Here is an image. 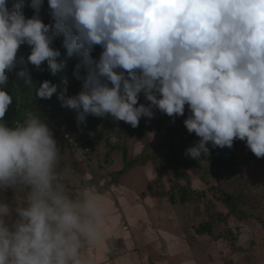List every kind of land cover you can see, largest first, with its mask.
Segmentation results:
<instances>
[{
	"label": "clouds",
	"instance_id": "obj_1",
	"mask_svg": "<svg viewBox=\"0 0 264 264\" xmlns=\"http://www.w3.org/2000/svg\"><path fill=\"white\" fill-rule=\"evenodd\" d=\"M42 5L29 0L34 15L26 17L25 0H0V264H96L85 249L101 247L116 224L94 191L72 193L61 180L47 122L32 112L14 125L4 119L18 63L30 86L28 63L39 70L46 62L52 75L60 69L57 33L80 58L81 90L58 93L45 79L36 95L57 94L78 123L107 115L137 127L154 108L175 118L187 105L184 125L199 140L186 154L198 160L209 144L232 148L239 139L264 158V0H48L55 32L39 16ZM23 44L27 62L17 56Z\"/></svg>",
	"mask_w": 264,
	"mask_h": 264
},
{
	"label": "crops",
	"instance_id": "obj_2",
	"mask_svg": "<svg viewBox=\"0 0 264 264\" xmlns=\"http://www.w3.org/2000/svg\"><path fill=\"white\" fill-rule=\"evenodd\" d=\"M72 150L75 191H94L116 218L101 247L85 249L96 264H264V204L253 201H264V181L243 179L226 190L222 180L192 171L176 177L146 156L139 138L99 155ZM221 188L237 198L235 211Z\"/></svg>",
	"mask_w": 264,
	"mask_h": 264
},
{
	"label": "trees",
	"instance_id": "obj_3",
	"mask_svg": "<svg viewBox=\"0 0 264 264\" xmlns=\"http://www.w3.org/2000/svg\"><path fill=\"white\" fill-rule=\"evenodd\" d=\"M8 3L9 6H11L12 0H8ZM28 4L29 0H25V7L23 11L26 17H32L34 15V10L29 7ZM39 16L46 24H53V32H55L54 22L52 21L50 9L48 7V0H43V5L41 6ZM64 39L65 37L63 36V34L57 33L55 35L53 46L55 48H59L61 51V56L59 57V63L61 67L55 75H52L50 73L47 68L46 62L41 65V68L39 70L30 63L27 64L33 80V84L31 86L25 84L23 78L18 77L16 74L17 71H19V69L23 67L22 64L18 63L17 67L8 74L9 79L5 87L12 96L13 102L9 106L4 119L10 125H14L16 123L23 122L26 118L27 113L32 112L33 114L39 116L40 119L42 118L43 120L47 121L49 127L50 124L53 125V134L58 143L59 140L57 138V135H55L57 134L55 133L57 129H59L60 131L69 130L71 132L78 133L82 136L81 138H84V143H86V145H89L91 143L90 138L98 134L99 125L105 123L109 128V131L114 132L117 130L114 119L107 115L105 117H96L89 115L86 117L85 122L78 123L77 112L73 109L69 108L70 110H68L67 107H62L60 100L57 98V94H53L50 99H42L36 95L37 89L40 87L41 82L45 79H48L58 85V93L64 91L65 95L71 96L77 94L81 90L82 78L85 75V71L83 68H81L79 73L80 78H77V75L75 74V67L77 63H79L80 58L76 55H68L67 48L64 44ZM30 51V46H28L27 44H23L20 46L17 56L18 58L20 56H23L25 62H27V57ZM101 52L102 48L97 45L91 53V56L94 59H98ZM139 103H149L145 99L143 93L140 94ZM156 110L158 109H153L154 115L157 113ZM154 115L151 118H153ZM188 115L189 109L187 105L185 106V113L183 116H176L175 118H173L163 113L154 120V126L156 127L150 130L148 129V126H146L147 121L151 119L149 117H141L139 125L137 127H132L130 124L125 123L124 121L120 122L127 131H130V129H134L141 134L143 133V131L146 132L148 130V135L154 131H161L163 129L167 130L168 135H171L172 139L166 152L160 158V160H157V157L155 156L160 150L155 152V154H147L146 156L149 158L155 157L153 159L161 165V170L172 171L176 177H185L187 170L184 166L187 163L192 164V162H195V158H192L190 155L186 154V143L189 142L196 144V142L199 140V137H197L195 133H189L184 125V120ZM239 144V139L234 141L232 148L212 147V145L209 144L210 160L212 164L215 165L216 170L221 171L222 169L229 168L232 164L236 163L239 156L238 152L236 151V147H238ZM246 148L248 147L246 146ZM62 167L63 166L59 164V175H61V172L63 170ZM72 193H76V191L73 190ZM222 199L230 207L231 211H235L237 209V198L233 194L224 192ZM210 226V224H207L206 227L209 228ZM206 227H200L198 231L204 230L206 229Z\"/></svg>",
	"mask_w": 264,
	"mask_h": 264
},
{
	"label": "rangeland",
	"instance_id": "obj_4",
	"mask_svg": "<svg viewBox=\"0 0 264 264\" xmlns=\"http://www.w3.org/2000/svg\"><path fill=\"white\" fill-rule=\"evenodd\" d=\"M70 110L69 108H67ZM157 112V113H156ZM156 114L153 118L149 119L146 123V126H148V129H153L156 126H154V120L158 118L163 113L159 110H156ZM168 116V115H167ZM42 121L47 122L41 118ZM116 123V131L111 132L109 131V128L106 126L105 123L102 125H99L98 134L90 138V144L91 146H94V150L92 153L95 155H99L101 152H103V149L111 147V148H121L122 145L131 138H139L142 139V143L144 145L145 139L148 137V131H143V133H139L135 131L134 129H130V131H127L120 121L114 120ZM53 125L50 124V129H53ZM57 134V138L59 140V148H60V161L59 164H61L62 172L60 175L61 180L65 183L66 187L70 192H73L74 187V178H72L74 169L77 167L75 159L72 156L73 150L72 148H75V146L72 145L69 138L65 135V133H70L78 138V142L80 145L84 146L86 143H84V138H81L82 136L78 133L71 132V131H64L59 130L55 132ZM171 135L167 139V141L163 144L162 149L155 155L157 160H160V158L164 155L166 152L170 142H171ZM88 145V144H87ZM195 143H186V148L194 146ZM147 153H148V147L144 146ZM80 148V147H79ZM236 151L238 152L239 156L237 158V161L235 164H232L229 168L223 169L221 171L216 170L215 165L212 164L210 160V154H201V157L195 159V162L187 163L184 167L187 171H192L195 173H198L200 175H203L205 179H220L223 188L226 190L233 189L232 185L235 184L237 186H241V181L243 179H249V180H258V181H264V158H257L249 148H246V143L242 140H240V144L238 147H236ZM155 154V153H154ZM155 158V157H153ZM235 175V176H234ZM236 180V181H235ZM242 188V187H240ZM239 188V189H240ZM236 189V188H235ZM221 196L224 195V190L221 188ZM242 191H245L244 188H242ZM260 197H263L262 195ZM222 198V197H221ZM253 201L256 203H262L264 204L263 198L259 199L257 195L253 196Z\"/></svg>",
	"mask_w": 264,
	"mask_h": 264
},
{
	"label": "built area",
	"instance_id": "obj_5",
	"mask_svg": "<svg viewBox=\"0 0 264 264\" xmlns=\"http://www.w3.org/2000/svg\"><path fill=\"white\" fill-rule=\"evenodd\" d=\"M159 136H157L155 139H149L146 138L144 141V146L148 147V153L153 154L157 152L158 150L161 149L162 144L166 141L168 138V131L163 129L161 131H158ZM65 135L69 138L71 141L72 145L75 146V148H81L83 149L86 153H92L94 150V146L91 145H80L78 142V138L70 133H65Z\"/></svg>",
	"mask_w": 264,
	"mask_h": 264
}]
</instances>
